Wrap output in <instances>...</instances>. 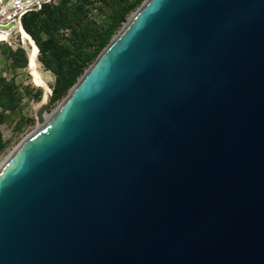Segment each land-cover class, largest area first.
I'll use <instances>...</instances> for the list:
<instances>
[{
    "label": "water",
    "instance_id": "water-1",
    "mask_svg": "<svg viewBox=\"0 0 264 264\" xmlns=\"http://www.w3.org/2000/svg\"><path fill=\"white\" fill-rule=\"evenodd\" d=\"M0 168V264H264V0H144Z\"/></svg>",
    "mask_w": 264,
    "mask_h": 264
},
{
    "label": "trees",
    "instance_id": "trees-1",
    "mask_svg": "<svg viewBox=\"0 0 264 264\" xmlns=\"http://www.w3.org/2000/svg\"><path fill=\"white\" fill-rule=\"evenodd\" d=\"M143 1L61 0L57 6H45L23 18V29L35 43L38 61L55 75L51 104L67 95L119 31L122 19L135 11ZM102 12L107 13L106 23L99 26L94 19ZM0 46L11 50L5 45ZM19 56H24L20 67H27L24 49L12 52L14 60ZM41 95L39 89L36 98L41 99ZM15 96L14 89L0 81V123L7 114L15 111V103H12ZM9 143L0 132V155Z\"/></svg>",
    "mask_w": 264,
    "mask_h": 264
},
{
    "label": "rangeland",
    "instance_id": "rangeland-1",
    "mask_svg": "<svg viewBox=\"0 0 264 264\" xmlns=\"http://www.w3.org/2000/svg\"><path fill=\"white\" fill-rule=\"evenodd\" d=\"M135 11L130 13L126 18H130ZM106 14L107 13L102 12V14H97V16H95L94 20L99 26L106 23ZM26 34L28 37L23 38L26 44L24 51L27 67H20L24 62V56H19L17 60H14L12 57L13 50H8L0 46V81L1 84L5 83L10 85L14 89L16 95L15 99L12 101V103H15V111L11 114H7L5 120L0 123V132L3 139L10 141L7 148L0 155V163L8 158L27 136L36 131L38 126L35 118L36 111L41 105L46 90L48 91L49 88L52 91L51 88L55 83L54 73L38 61V54L35 52V48L33 52V44L35 45V43L30 35L28 33ZM31 53L33 57L30 56ZM32 58L36 61L38 71L41 73L44 81H41L32 71ZM39 89L42 91L41 99L36 98ZM65 97L55 104H50L45 117L51 116ZM6 102L9 101L6 100Z\"/></svg>",
    "mask_w": 264,
    "mask_h": 264
},
{
    "label": "built area",
    "instance_id": "built-area-1",
    "mask_svg": "<svg viewBox=\"0 0 264 264\" xmlns=\"http://www.w3.org/2000/svg\"><path fill=\"white\" fill-rule=\"evenodd\" d=\"M61 0H0V45L16 51L26 44L22 20L45 6H57Z\"/></svg>",
    "mask_w": 264,
    "mask_h": 264
},
{
    "label": "bare ground",
    "instance_id": "bare-ground-1",
    "mask_svg": "<svg viewBox=\"0 0 264 264\" xmlns=\"http://www.w3.org/2000/svg\"><path fill=\"white\" fill-rule=\"evenodd\" d=\"M22 36L23 37H28V35L26 34L25 30L22 31ZM30 44V43H29ZM34 48H35V45L33 44V52H34ZM30 56L33 57V54L31 53ZM33 59V58H32ZM31 67H32V71L34 72V74H36L39 79L42 81L43 80V77L41 75V73L38 71V65L36 63V61L33 59L32 62H31ZM44 81V80H43ZM43 83V82H42ZM46 83V82H45ZM47 87V86H46ZM49 92H50V89L48 88V91L46 90L45 92V96L42 98V101L44 102L48 95H49ZM42 103V102H41ZM46 119H48V117H46ZM15 151V150H14ZM12 155V154H11ZM10 155V156H11ZM10 156H8V158H6L5 160H3L1 163H0V168L7 162V160L10 158Z\"/></svg>",
    "mask_w": 264,
    "mask_h": 264
}]
</instances>
